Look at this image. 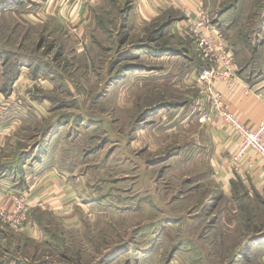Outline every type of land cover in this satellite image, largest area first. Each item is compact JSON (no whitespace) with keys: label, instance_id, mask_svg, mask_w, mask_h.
<instances>
[{"label":"rangeland","instance_id":"374dc122","mask_svg":"<svg viewBox=\"0 0 264 264\" xmlns=\"http://www.w3.org/2000/svg\"><path fill=\"white\" fill-rule=\"evenodd\" d=\"M131 1L0 0L1 89L14 82L10 105L26 140L19 148L52 143L57 175L80 197L72 218L45 204L35 211L22 197L32 209L25 226L40 228L35 238L8 224L12 257L19 264H264V192L241 185L227 198L216 188L209 150L194 153L205 124L219 122L207 117L208 106L198 113L194 105L204 87L193 78L207 61L185 22L199 12L215 21L235 3L236 32L220 31L228 45L230 36L261 49L262 65L264 0H190L138 24L129 20Z\"/></svg>","mask_w":264,"mask_h":264},{"label":"crops","instance_id":"0c3cea01","mask_svg":"<svg viewBox=\"0 0 264 264\" xmlns=\"http://www.w3.org/2000/svg\"><path fill=\"white\" fill-rule=\"evenodd\" d=\"M166 1L168 0H148L145 1V4L144 0H132L129 20L133 24H138L139 19H147L144 21L152 22L157 20L161 11V14L166 13L170 6L181 8L190 0H169L168 3ZM67 3L62 2L66 8L68 7ZM234 4L218 11L214 18L215 21H211L217 29L227 30L228 34H234L237 30L235 19L237 7ZM140 12L142 16H140ZM172 20L175 23L179 21V19L174 18L170 22ZM258 34L259 32L256 31L257 36ZM251 39L257 42L260 40L263 44L261 38L253 37ZM228 41L231 47H234L237 76L244 86L264 91V64L258 65L255 61L257 56L262 55L261 49L255 50L252 43L249 47L248 45L242 46L241 41L237 43L235 40H231L230 36ZM196 54L198 55L197 49ZM201 71L202 69L193 78L197 87L201 86L196 82ZM151 74L154 76L155 71H152ZM0 79L2 80L0 81V209L4 206L9 210L13 206L14 198L26 197L28 203L36 207L37 210L35 211H39V205L45 204L49 210L55 211V215L72 218L74 215L73 206L77 204L80 197L75 196L72 187L67 184L65 178L57 175L56 154H52V143L48 149L44 148L40 151H37L38 148L27 151L23 147L19 148L25 144L26 140L22 135L24 131L21 132V135L19 133L22 129L20 127L21 113L16 112L10 105L12 104L10 100L13 99L11 95L14 82L11 83L6 92L1 89L3 79L2 77ZM217 88L224 95V101L229 111L235 114L246 126L256 129L264 120V103L256 97L245 95L240 85L229 89L224 84H219ZM199 100L200 98L196 99L194 105L197 111L199 110L198 113H201L204 107L200 106ZM39 101L41 107L43 104L46 105L45 100L40 99ZM198 138L194 153L199 156V154L209 150L211 166L216 169L217 175L219 174L215 177L219 183L216 188L219 187L226 197L228 195L227 198L234 197L235 187L241 185L252 191L264 192V161L253 153H248L243 159L235 161L238 143L234 140L233 134L222 127L221 123H206L204 134ZM37 155L38 157H36ZM8 228V223L0 216V264H19L18 259L13 258L11 254V240L8 236L10 228ZM39 228L33 222L31 226L21 228L18 233L36 238Z\"/></svg>","mask_w":264,"mask_h":264},{"label":"built area","instance_id":"2783aa9c","mask_svg":"<svg viewBox=\"0 0 264 264\" xmlns=\"http://www.w3.org/2000/svg\"><path fill=\"white\" fill-rule=\"evenodd\" d=\"M186 21L194 33L198 55L207 61V66L202 69L196 81L198 85L204 87L201 107L208 106L210 113H207V117L221 123L233 134L234 140L238 143L235 161L243 159L248 153H253L264 161V120L256 129L246 126L229 111L224 95L217 87L224 84L232 89L240 85L245 95L256 97L263 103L264 91L244 86L237 76L235 57L224 33L215 28L206 14L199 12L196 18L189 14ZM31 210L30 205L22 197L14 198L12 208L8 210L3 206L0 209V216L16 230L25 226Z\"/></svg>","mask_w":264,"mask_h":264},{"label":"trees","instance_id":"16d2710c","mask_svg":"<svg viewBox=\"0 0 264 264\" xmlns=\"http://www.w3.org/2000/svg\"><path fill=\"white\" fill-rule=\"evenodd\" d=\"M15 77H16V75H15ZM15 79V78H14ZM12 81H14V80H12Z\"/></svg>","mask_w":264,"mask_h":264}]
</instances>
